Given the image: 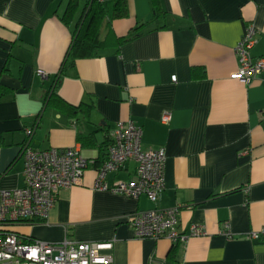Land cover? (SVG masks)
<instances>
[{
    "label": "crops",
    "instance_id": "1",
    "mask_svg": "<svg viewBox=\"0 0 264 264\" xmlns=\"http://www.w3.org/2000/svg\"><path fill=\"white\" fill-rule=\"evenodd\" d=\"M68 2L0 0V187L23 185L26 142L76 147L86 162L44 221L6 229L47 242L111 241L112 264H264V71L246 84L233 77V48L249 24L251 55L264 57V0H126L127 17L104 18L97 54L60 73L86 0L65 24ZM53 89L75 114L49 102ZM127 120L141 127L143 149L165 151L155 202L94 186L109 132ZM134 173L128 161L105 182ZM174 206L181 229L204 234L178 244L134 236L128 216Z\"/></svg>",
    "mask_w": 264,
    "mask_h": 264
},
{
    "label": "built area",
    "instance_id": "2",
    "mask_svg": "<svg viewBox=\"0 0 264 264\" xmlns=\"http://www.w3.org/2000/svg\"><path fill=\"white\" fill-rule=\"evenodd\" d=\"M255 36V27L247 25L233 48L238 64L233 77L245 84L264 71V57L251 55ZM38 74L45 76L40 70ZM175 80L176 76L172 75L171 81ZM31 131L26 130L28 136ZM141 136V127L133 121L116 123L109 132L106 158L97 169L95 188L134 198L145 195L151 202L157 200L164 188L165 151L143 149ZM22 155L23 185L13 189L0 187V264H112V257L107 253L112 248L111 241L84 242L66 237L59 242H47L6 229L8 224L44 221L59 189L78 184L86 163L76 147L38 149L26 142ZM128 161L135 164V178L108 186L105 175ZM178 212L177 206L142 210L128 216L127 222L137 238L164 237L173 244L204 234L201 225L190 224L187 229H181ZM258 236L256 232L247 235L250 239Z\"/></svg>",
    "mask_w": 264,
    "mask_h": 264
},
{
    "label": "trees",
    "instance_id": "3",
    "mask_svg": "<svg viewBox=\"0 0 264 264\" xmlns=\"http://www.w3.org/2000/svg\"><path fill=\"white\" fill-rule=\"evenodd\" d=\"M76 9L77 0H69L61 20L69 24ZM105 17L109 20L127 17L126 0H86L79 17L74 22L72 40L63 58L60 73L71 66L75 59L97 54L104 45V41L100 38V26ZM139 28L140 26L133 31L137 32ZM124 40H126L124 37L119 38L120 42ZM49 102L63 106L70 115L76 113V108L62 101L56 95L55 89L49 97ZM78 139L84 144L83 137L78 136Z\"/></svg>",
    "mask_w": 264,
    "mask_h": 264
},
{
    "label": "rangeland",
    "instance_id": "4",
    "mask_svg": "<svg viewBox=\"0 0 264 264\" xmlns=\"http://www.w3.org/2000/svg\"><path fill=\"white\" fill-rule=\"evenodd\" d=\"M14 224H17V223H14ZM15 226H16V225H13V224L11 225V227H15Z\"/></svg>",
    "mask_w": 264,
    "mask_h": 264
}]
</instances>
